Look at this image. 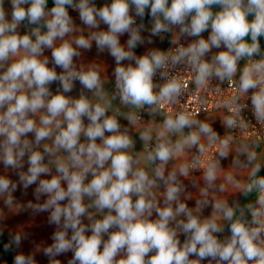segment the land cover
Segmentation results:
<instances>
[{"label": "clouds", "instance_id": "obj_1", "mask_svg": "<svg viewBox=\"0 0 264 264\" xmlns=\"http://www.w3.org/2000/svg\"><path fill=\"white\" fill-rule=\"evenodd\" d=\"M69 8L78 11L89 29H99L102 23L107 31L66 39L74 31ZM133 11L141 19L147 11L153 36L178 28L179 36L196 39L187 46L172 39L174 50L136 56L132 50L144 39L143 24L136 25ZM21 25L34 27L21 34ZM204 32H209L207 39L202 38ZM125 33L127 49L119 40ZM261 38L264 0H111L99 8L94 0H53L51 8L48 0H0V163L18 175V183L0 176V198L12 207L18 185L25 193L35 185L37 203L28 208L34 214L48 213V223L56 229L44 249L49 264H60L56 258L68 252L72 256L67 264H264V176L259 175L257 152L242 145L239 152L246 161H233L248 169L246 183L222 174L217 160L202 165L205 186L199 190L202 199L196 209L210 206L213 213L208 218L195 215L182 200L191 197L179 177H187L200 164L199 157L171 171L167 166L193 148L203 155L202 137L209 144L219 141L218 155L227 158L231 137L220 139L192 112L172 113L169 108L155 128L154 145L137 154L129 129L116 114H109L99 71L78 68L74 60L79 49L90 50L95 41L99 52L107 50L115 60L112 99L133 109L147 107L149 115L178 103L189 81L197 91L213 80L227 82L234 88L223 101L230 113L223 123L245 127L241 114L249 104H240L241 97H247L252 116L264 124ZM213 48L219 51L209 57ZM45 49L51 50L52 67ZM178 67L191 73L187 80L172 74ZM157 76L163 83L154 82ZM77 81L79 95H68ZM53 83L58 84L55 92ZM125 119L135 125L137 113L129 112ZM139 138L148 145L153 128L140 131ZM222 175L226 183L219 191L230 184L244 197L253 196V202L241 206L214 196L209 200ZM220 221L227 225L223 238L225 225ZM21 239L13 236L5 251L12 245L19 248ZM13 264L36 261L18 253Z\"/></svg>", "mask_w": 264, "mask_h": 264}, {"label": "crops", "instance_id": "obj_2", "mask_svg": "<svg viewBox=\"0 0 264 264\" xmlns=\"http://www.w3.org/2000/svg\"><path fill=\"white\" fill-rule=\"evenodd\" d=\"M111 0H94V4L97 8L103 7L107 4H110ZM49 7L53 6V0H48ZM70 16L73 19L74 22V31L73 33L66 37V39H74L78 38L80 36H84L87 38L89 36L90 32L94 31H107V26L104 24H100L99 29H89L86 25H84L81 20L79 19V13L77 10L71 9L69 11ZM134 19L137 20L136 25L143 24V28L140 31V35L144 39V43L138 44L137 48L135 47L132 51L136 54V56H142L146 54L150 50H163L167 44L171 42L172 39H178L179 42H183L186 44L194 42L193 37H184L179 36V29H174L173 32L170 33H161L158 36H153L151 34V29L153 26V22L151 18L146 15L143 19L140 17H136L134 15V11L132 13ZM31 27L34 26H25L21 25L19 31L21 34H24L26 31H30ZM44 31V29H42ZM202 38L207 39L209 32L201 34ZM129 39V36L127 33L119 37L120 44L127 49V41ZM151 40L152 42L149 43L148 41ZM59 43V42H57ZM75 47V45H73ZM80 56L75 57L74 60L77 64V67H83L84 69H87L89 67H95L101 76L102 83L104 85V89L107 93L106 99L110 101V108H109V114H116L117 119L121 123L123 127H127L129 129V135L132 137L135 143L134 152L137 154L146 153L148 150L146 149V146L143 141L139 138L140 131H143L148 126H151L153 128V141L155 143V128L162 124L163 119L165 117V114L158 112L157 114L143 116L140 115L141 109H133L130 106H125L120 103L119 99H112V96L115 94V78L113 76L114 68L116 67L114 58L108 53L107 50L103 52H99L95 41H92V46L90 50L85 49H79ZM218 49L213 48L212 52L209 53V57L213 54H215ZM44 57H47L49 59V67H52L51 63V50L45 49L44 50ZM125 65L128 64V61L123 62ZM244 62L241 61V65ZM55 71L59 73L61 69L59 67L55 68ZM58 87V84L53 83L51 85V89L53 92H55L56 88ZM81 91V86L79 82L77 81L75 83V87L73 88V91L69 93L68 95L71 96H78ZM89 96H91V93H88ZM118 110V111H117ZM136 112L138 116V122L135 125L129 124V122L125 119V116L129 112ZM225 115L224 114H207L204 116L197 117L198 121L209 123L210 126L213 128L215 132H220L223 130H227L228 127H226L223 123ZM188 129H185V134L187 133ZM31 138V137H30ZM178 138L177 135H173L172 139L175 140ZM201 142L204 143V145L207 143V140L202 137ZM237 141L234 142L231 151L227 157L226 162L221 167L222 174H228L231 173L236 180H238L240 183H246L248 180V169L241 168L236 166L233 161L235 159H239L241 162H245L246 159L242 158L237 153ZM249 143V142H247ZM253 148L254 151L257 152L258 149H261L262 152H264V148H257L255 145L249 143ZM196 148L191 149L190 151L186 152L183 157H180L176 161L170 162L167 166V171H171L174 167V165H179L181 163H190L191 160L196 156L197 154ZM260 154V153H258ZM263 157L258 159V162L263 161ZM263 167V169H262ZM261 167V170H264V166ZM27 164L24 166V170L26 171ZM167 174V172H166ZM203 173H189L187 177H179L180 180L184 183L186 187V196L191 197L190 199H183V202H185L188 207L193 210V213L195 215H199L201 218H208L212 215L213 209L212 207H205L202 210L198 211L196 209V201L202 199L200 196V188H203L204 181L202 179ZM0 176H7L10 178L13 182L18 183V175L15 171L11 169H5L3 164L0 163ZM261 176H264L261 175ZM221 183H226L223 179V175L220 179L216 181L215 188L213 190H210L209 200L212 199L214 196L217 199H223L226 200L229 205H232L233 202H237L240 204V202L243 200L244 196L241 193V191L235 187H233L230 184H226V190L221 192L219 191V186ZM193 185H196L197 187H193ZM34 188L35 185L30 186L27 189V192L25 193L22 189V186L18 185V189L16 192L13 193V197L15 200V204L12 207H8L4 204V199L0 198V264H8L7 258L5 256L4 251L2 250L1 246H4L5 244L10 243L13 236L19 234L22 239L19 248H17L15 245H12V247L9 249L11 252L13 258L18 253H22L24 255H32L36 261V264H49V258L44 255V249L49 247L52 243L51 236L53 232L56 230L54 225H50L48 223V213H33L31 209L28 208L29 203H37L35 196H34ZM159 192L163 191V187H161ZM45 198L41 197V200L39 202H43ZM158 199L161 202L162 205V197L158 196ZM97 218H99L97 216ZM179 219H183V217H180ZM85 224L88 223V221L85 219ZM220 223L225 225V232L221 234V238L223 236L228 235L227 231V225L226 222L220 221ZM181 242L184 240V236L181 234L179 236ZM72 253L68 252L66 254L58 256L56 259L60 261V264H67V261L71 258ZM202 264H207V261L202 262Z\"/></svg>", "mask_w": 264, "mask_h": 264}, {"label": "built area", "instance_id": "obj_3", "mask_svg": "<svg viewBox=\"0 0 264 264\" xmlns=\"http://www.w3.org/2000/svg\"><path fill=\"white\" fill-rule=\"evenodd\" d=\"M137 22V20L135 19ZM180 45L187 46L188 44L179 42ZM177 45L167 44V46L162 51H171L174 50ZM173 75H178L185 80L191 75L190 72L183 69V67H178L173 70ZM154 82L157 84L163 83L159 76L154 78ZM233 86H229L227 82H219L217 80H213L210 82L209 86L205 89H201L199 91L196 90L194 84L189 81L188 89L179 100L178 103L173 105H168L164 109L159 110L163 114H167L169 108L172 113L179 111H187L192 112L194 114V118L204 116L207 114H224L225 116L230 115L227 106L223 104V101L229 99L233 95ZM240 104H249L248 108H245L241 114L242 119L244 121L245 127L236 128H228L227 130H223L218 132L220 139H225L231 137L230 140V150L234 144V142L238 140H243L255 145L257 148H264V124L258 123L255 118L251 114L250 101L247 97H241L239 100ZM140 115L148 116L149 112L147 107L140 110ZM154 145V142H150L146 149L149 151L151 147ZM219 141H216L213 144H209L208 142L205 144L206 151L203 155L199 152L195 157H199L200 164L196 166L195 169H190L189 173H203V164L208 160H217L220 164V168L224 165L227 158H220L218 155ZM228 153V155H229ZM194 157V158H195ZM228 157V156H227ZM194 158L191 160L190 164L193 163Z\"/></svg>", "mask_w": 264, "mask_h": 264}, {"label": "trees", "instance_id": "obj_4", "mask_svg": "<svg viewBox=\"0 0 264 264\" xmlns=\"http://www.w3.org/2000/svg\"><path fill=\"white\" fill-rule=\"evenodd\" d=\"M48 7H49V5H48ZM49 8H51V7H49ZM71 9L72 8H69L68 11H70ZM216 10H218V9H216V8L213 9V11H216ZM260 43H261V48L264 49V38H261ZM136 48H137V46H136ZM262 169H263V167H262ZM263 174H264V170H261L259 175H263ZM249 202H253V196H251V195L248 197H244L243 200L240 202V205L243 206L244 204L249 203ZM1 247L5 253L8 264H13L14 258L12 256L11 252L9 250L5 251L4 246H1Z\"/></svg>", "mask_w": 264, "mask_h": 264}, {"label": "rangeland", "instance_id": "obj_5", "mask_svg": "<svg viewBox=\"0 0 264 264\" xmlns=\"http://www.w3.org/2000/svg\"><path fill=\"white\" fill-rule=\"evenodd\" d=\"M204 33H207V32H204ZM202 34H203V33H202ZM194 39H196V38H194ZM237 142H238V143H236V144H237V153H238V155L241 156L242 158H245V159H246L245 155H242V154L239 152V149L241 148V146H242V145H248L249 148H250L251 150H253L254 148H253L249 143H247L246 141L238 140ZM252 148H253V149H252ZM258 153H260V154H258ZM257 156H258V159H259V158H262V157L264 158V152H262L261 149H258V150H257ZM261 165L264 166V159H263V161L261 162Z\"/></svg>", "mask_w": 264, "mask_h": 264}]
</instances>
